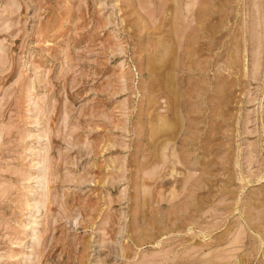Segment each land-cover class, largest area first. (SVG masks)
<instances>
[{
	"label": "rangeland",
	"instance_id": "1",
	"mask_svg": "<svg viewBox=\"0 0 264 264\" xmlns=\"http://www.w3.org/2000/svg\"><path fill=\"white\" fill-rule=\"evenodd\" d=\"M0 264H264V0H0Z\"/></svg>",
	"mask_w": 264,
	"mask_h": 264
},
{
	"label": "bare ground",
	"instance_id": "2",
	"mask_svg": "<svg viewBox=\"0 0 264 264\" xmlns=\"http://www.w3.org/2000/svg\"><path fill=\"white\" fill-rule=\"evenodd\" d=\"M192 1V0H191ZM194 2H196V1H194ZM175 5V4H174ZM192 8V7H191ZM185 11V10H184ZM187 12V11H186ZM189 13V12H188ZM193 13V12H192ZM190 14H191V12H190ZM187 16V15H186ZM185 31V30H184ZM167 50V49H166ZM177 51V50H176ZM163 53H164V51H163ZM163 56V55H162ZM175 58V57H174ZM170 59V58H169ZM175 60V59H174ZM167 64H168V62H167ZM175 64V63H174ZM174 64H173V66H174ZM169 67V66H168ZM167 68H165V70H166ZM164 73V72H163ZM161 75H162V73H161ZM165 77V76H164ZM163 77V78H164ZM165 85H166V81H165ZM161 86V85H160ZM168 86V85H167ZM167 86H165V88L167 87ZM168 90V89H167ZM176 90V89H175ZM173 94H175V92H173ZM172 94V95H173ZM175 100V99H174ZM178 116H179V114H178ZM179 120H180V118H179ZM158 121V120H157ZM165 124H166V121H165ZM158 127V126H157ZM171 127V126H170ZM157 131V130H156ZM160 141V140H159ZM169 142V141H168ZM174 142V141H173ZM166 144H167V142H166ZM169 144V143H168ZM162 155V154H161ZM171 156V155H170ZM173 156V155H172ZM175 156V155H174ZM175 158V157H174ZM177 161V160H176ZM178 166V165H177ZM162 168V167H161ZM155 171V170H154ZM190 177V176H189ZM188 179V178H187ZM187 182V181H186ZM185 182V183H186ZM185 185V184H184ZM240 237V236H239ZM237 238H238V236H237ZM234 239V238H233ZM235 241H237V239H235ZM234 241V242H235ZM232 244V243H231ZM239 251V250H238ZM225 254V253H224ZM222 255V254H221ZM223 259V258H222ZM225 259V258H224ZM219 260V259H218ZM226 260V259H225Z\"/></svg>",
	"mask_w": 264,
	"mask_h": 264
}]
</instances>
